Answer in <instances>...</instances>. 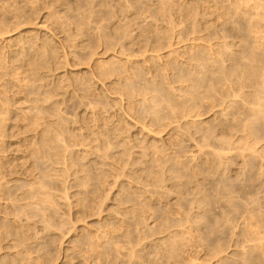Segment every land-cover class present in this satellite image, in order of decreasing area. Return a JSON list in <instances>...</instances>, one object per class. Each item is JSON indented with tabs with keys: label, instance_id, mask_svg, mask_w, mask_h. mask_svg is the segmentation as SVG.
<instances>
[{
	"label": "rangeland",
	"instance_id": "1",
	"mask_svg": "<svg viewBox=\"0 0 264 264\" xmlns=\"http://www.w3.org/2000/svg\"><path fill=\"white\" fill-rule=\"evenodd\" d=\"M0 264H264V0H0Z\"/></svg>",
	"mask_w": 264,
	"mask_h": 264
}]
</instances>
